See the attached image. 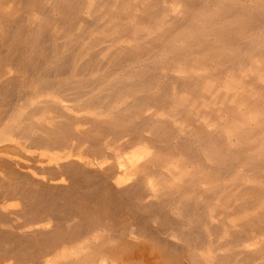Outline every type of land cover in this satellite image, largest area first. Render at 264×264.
<instances>
[{"label":"bare ground","instance_id":"1","mask_svg":"<svg viewBox=\"0 0 264 264\" xmlns=\"http://www.w3.org/2000/svg\"><path fill=\"white\" fill-rule=\"evenodd\" d=\"M160 1L0 0V264H264V0Z\"/></svg>","mask_w":264,"mask_h":264},{"label":"rangeland","instance_id":"2","mask_svg":"<svg viewBox=\"0 0 264 264\" xmlns=\"http://www.w3.org/2000/svg\"><path fill=\"white\" fill-rule=\"evenodd\" d=\"M160 1V0H159ZM162 1V0H161ZM160 1V2H161ZM161 5H162V2L160 3V7H161ZM177 5V4H176ZM159 7V8H160ZM158 7L157 8H155V9H159ZM182 12V8L178 5V6H176V14H180ZM99 48H95L94 50H93V52L95 53V52H97V50H98ZM43 164H45V163H43ZM5 212V211H4ZM12 218L14 219V221H15V217L14 216H12Z\"/></svg>","mask_w":264,"mask_h":264}]
</instances>
